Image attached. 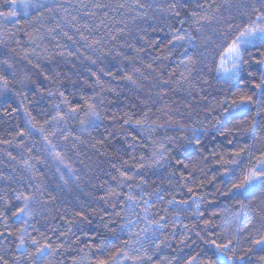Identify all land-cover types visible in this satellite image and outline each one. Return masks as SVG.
I'll use <instances>...</instances> for the list:
<instances>
[{"label":"snow or ice","instance_id":"6c2138e0","mask_svg":"<svg viewBox=\"0 0 264 264\" xmlns=\"http://www.w3.org/2000/svg\"><path fill=\"white\" fill-rule=\"evenodd\" d=\"M81 6L131 14L120 51L75 24L87 51L67 50L71 5L0 0V264H264V0ZM49 37L65 50L44 71L31 57ZM144 70L155 91L110 111L105 93Z\"/></svg>","mask_w":264,"mask_h":264},{"label":"trees","instance_id":"16d2710c","mask_svg":"<svg viewBox=\"0 0 264 264\" xmlns=\"http://www.w3.org/2000/svg\"><path fill=\"white\" fill-rule=\"evenodd\" d=\"M96 2H100L102 4L116 5L118 3H123L124 0H58V4L71 5V7H69L68 11L65 13L69 23L64 28V31H67L70 36H73L77 41V43L73 44L71 40H68L66 37H63L62 35L57 36V40H59L61 44H66L68 46L67 50L72 51L73 55H75V48L81 47L83 44V42L80 41L79 38L80 34H83L87 39L90 40L102 39L104 44V52L107 53L111 51L114 55L116 51L121 50L119 47V43H121L122 41H120L118 35V30L124 27V21L121 20V17L123 16L125 20H128L130 27L133 26L130 20L131 14L125 12L124 9H115V10L109 8L92 9L91 7L84 8L81 6L82 4L92 5ZM128 2L131 3V0H128ZM90 11H94L96 15H87V13ZM102 13H107V17H104ZM45 15L50 17L52 14L46 13ZM72 16L76 17V21L72 20ZM59 18L60 17L57 16V19ZM77 21L79 23H77ZM53 24L54 21L48 19L45 21L44 26H40L39 24H34L32 27L39 28L41 32H44L46 31L47 27L53 26ZM73 24H75L77 27H80L81 29L80 34L76 33L75 27H72ZM84 24H87L88 28L93 29V31L89 32L87 29H85L83 27ZM23 27L29 28V25L24 24ZM110 33L113 35H117V40L115 41L111 40V36L109 35ZM20 38L22 41H26L27 39L26 37L23 36V33L20 34ZM22 47H30V46L22 45ZM64 50L65 49L57 48L55 41H52L49 37L43 41L41 47L35 49V54L31 58L34 64H39L40 69L47 71L56 62L63 61V57L55 55L54 53ZM81 51L86 52L87 49L81 47ZM125 51H127V49H125ZM48 54H52L50 60L45 59V55ZM105 60L109 66L115 65L119 62V58L113 60L111 56H106ZM61 66L65 68V70L68 72L69 75H72V71L74 70H69V68L67 66H64L63 64H61ZM28 67L31 68V65H28ZM40 69H33L32 71L38 72ZM129 70L131 69L129 68ZM86 75L87 73H85V76ZM144 76L147 77V79L143 77L140 78L138 82L140 83L141 87L139 89L134 88L132 85H126L125 82L121 81L118 84V91L120 92V96L118 98L116 97L115 93H105V96L108 97V102H109L108 106L110 111L121 112L127 108H130L134 111L139 110L137 107H135L137 104H139V101L137 100L136 97L139 96L140 99L143 100L149 93H153L155 91L153 76L149 74L147 70H144ZM105 79L107 80L108 78ZM112 86L117 87V82H113ZM69 87L71 86L69 85ZM76 87L78 88L79 85H77ZM85 91L88 92L89 94L91 93V89L85 88ZM172 96L175 100L180 101V103L183 104V100L181 99L182 94H172ZM113 100H115V103H110ZM41 103L43 104L45 102H41ZM47 103L50 104V101H48ZM169 104H172V99H169ZM33 107L36 108L37 106L33 105ZM173 107H176V105H173ZM86 151L89 153V155H91L94 150L91 148H87ZM13 152L15 154V150H13ZM78 159H84L86 163L90 162L87 156L74 158L71 162L73 163V166L78 169L83 168V165L78 163ZM93 159H95V157H93ZM13 166H14L13 162L7 160L5 156L0 154V170L8 171ZM49 175L51 176V173ZM65 195L67 196L69 201H72L77 196H80L82 199H87L86 194L80 193L78 190H73L71 193H66ZM256 203H259V201H256ZM74 255H77L75 251L68 254L66 264H71V256Z\"/></svg>","mask_w":264,"mask_h":264}]
</instances>
